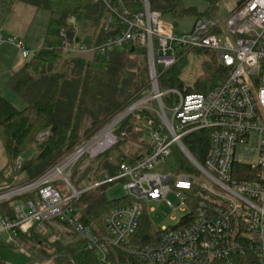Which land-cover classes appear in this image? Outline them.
I'll return each instance as SVG.
<instances>
[{"label":"built area","instance_id":"obj_1","mask_svg":"<svg viewBox=\"0 0 264 264\" xmlns=\"http://www.w3.org/2000/svg\"><path fill=\"white\" fill-rule=\"evenodd\" d=\"M94 1L109 12L103 30L118 22L115 33L97 45H87L62 31V52L107 58L113 50L142 46L149 88L138 92L94 136L63 154L36 180L17 181L8 170L5 178L10 181L0 186V231L13 237L32 232L48 241H54L55 234L72 233L102 262L111 246L142 264H264V0H244L222 21L200 17L186 33L175 32L158 12L149 10L146 0H141L142 11L132 18L119 14L109 0ZM5 42L13 44L23 58L29 56L24 43L7 38L0 29V44ZM196 51L210 53L227 71L222 83L206 93L160 91V75L189 54L197 57ZM166 95L171 100L165 101ZM141 110L158 120L156 125L152 120L139 121L134 127V132L147 134L149 152L132 162L119 157L114 174L104 173L101 180L76 189L69 182L75 165L84 157L97 159L113 149L126 137L116 129ZM201 130L206 132L208 148L199 163L182 140ZM175 149L190 172L176 174L175 159L171 172L156 173ZM237 166L243 167L245 175L238 177ZM117 181H122L128 203L106 213L105 235L94 234L78 221L75 204L83 193ZM170 196L188 210L179 223L156 230L160 236L155 241L126 245L146 204L171 206ZM189 217L191 221L180 226Z\"/></svg>","mask_w":264,"mask_h":264},{"label":"trees","instance_id":"obj_2","mask_svg":"<svg viewBox=\"0 0 264 264\" xmlns=\"http://www.w3.org/2000/svg\"><path fill=\"white\" fill-rule=\"evenodd\" d=\"M7 1H18L49 13L43 47L7 81L8 88L22 99L24 107L16 109L0 95V135L7 156L3 176L5 178V172L11 170L12 175L16 172L24 173L26 180L32 181L55 164L63 154L94 136L111 118L127 107L138 92L149 88L147 54L142 46L113 50L107 58L94 54L68 55L62 52V31L69 38L76 37L87 45H97L115 33L118 22H114L110 30H103L102 22L109 13L103 3L94 0ZM147 1L149 10L158 12L173 29L186 16L193 15L194 20L208 17L206 13H198L193 7L182 6V0ZM243 1L239 0L238 5ZM109 3L119 14L129 18L142 11L141 0H109ZM86 25L93 29L94 34L92 39L85 41V38L77 35L76 28ZM200 53L210 54L196 51V54ZM211 56L213 62L204 66V71L208 73L206 78H199L190 87H186L179 78L182 63L185 62L182 60L160 75L159 90L178 89L185 90V93H206L220 85L227 76V71ZM147 120H152L155 125L158 123L152 113L141 110L129 115L116 129L117 134L122 131L126 133V137L119 140V143L134 142L136 137L141 138L136 153L132 157L125 156L129 162L150 150L147 134L134 132L137 122ZM40 134H45V137L37 141ZM182 142L196 161L202 163L208 148L206 132L201 130L186 135ZM33 147L36 153L32 158L17 165L20 155ZM108 153L92 159L97 160L95 169L91 171L95 181L102 179L101 173L112 175L117 169V164L105 159ZM174 154L177 164L175 173L190 172L185 158L178 151L174 150ZM241 168L243 167L237 166L238 177L245 175ZM90 170L88 167L86 172ZM109 185L112 184L83 193L75 204L78 221L97 235H105L103 219L106 213L128 203L126 197L108 201L104 193ZM190 208L194 210L193 205ZM190 221L189 217L180 226ZM20 236H28L36 244H41L43 240L32 232ZM159 236L160 231L152 228L144 214L126 245H144L157 240ZM49 259V264H142L134 255L111 246L102 262L97 253L86 249L85 242L80 237L69 243L59 239L53 244ZM0 264L5 263L0 260Z\"/></svg>","mask_w":264,"mask_h":264},{"label":"rangeland","instance_id":"obj_3","mask_svg":"<svg viewBox=\"0 0 264 264\" xmlns=\"http://www.w3.org/2000/svg\"><path fill=\"white\" fill-rule=\"evenodd\" d=\"M6 0H0V28L7 26L8 29L16 31L15 34H10L14 41L24 43L26 49L30 52L27 58H23L20 51L13 45L7 44L0 51V95L7 99L16 109H22L24 102L7 86V81L11 75L24 67L29 60L34 56V53L40 50L44 45V36L48 27L49 13L44 9H35L34 7L21 2H14L11 6ZM239 0H182L181 5L185 7H193L198 13H206L207 16L216 21L224 20L238 5ZM195 16H186L179 20L175 27V32H189L194 25ZM166 22L164 19H162ZM77 35L85 38L84 40L92 39L93 29L89 26H77ZM8 37V36H7ZM213 57L210 54H189L184 63L179 76L180 80L186 87H190L194 81L199 78H206L208 73L204 71V66L210 65L213 62ZM181 65V64H180ZM165 101H169L170 95L164 97ZM172 109L167 111V115L171 118ZM43 135V136H42ZM40 134L36 140H43L44 134ZM140 137H136L134 142H123L111 149L105 159L107 162L117 164L118 158L121 156L132 157L139 148ZM175 151H178L175 149ZM36 153L35 148H30L23 152L17 159L18 164L21 161H26L32 158ZM174 154V153H173ZM19 159L21 161H19ZM97 160H90L87 157L82 158L72 169L69 182L76 189H83L96 181L91 175V171L95 169ZM17 163V161H16ZM7 164V156L4 150L0 135V186L5 185L3 169ZM175 165V154L165 160L154 170L156 173L166 174L173 170ZM90 167V172L86 170ZM87 173V175H85ZM7 174V171L5 172ZM103 176V173H101ZM7 176V175H6ZM17 181L27 179L24 173H14L12 176ZM90 177V180L87 178ZM64 196L67 191H62ZM105 198L108 201L119 199L124 196L122 181L114 182L105 190ZM172 204L166 202L148 203L145 207V215L149 220L154 230L169 228L177 225L181 218L187 214V208L184 205L177 206L179 202L173 196L169 197ZM37 235L36 233H33ZM54 241L43 239L41 244H36L30 240L28 236L13 237L9 232L0 231V260L5 264H30L44 263L49 264V256L52 254V246L59 239L64 242H71L79 236L72 233L55 234Z\"/></svg>","mask_w":264,"mask_h":264},{"label":"crops","instance_id":"obj_4","mask_svg":"<svg viewBox=\"0 0 264 264\" xmlns=\"http://www.w3.org/2000/svg\"><path fill=\"white\" fill-rule=\"evenodd\" d=\"M5 2L9 3L7 0H6ZM13 3H14V2H13ZM13 3H9V6H11ZM0 29H2V30L4 31L6 37L8 36L7 38L10 37V34H15V33H16V31H14V30H12V29H8V27L5 26V25H4V26H1ZM7 44H10V43L5 42V43H3V44H0V51L2 50L1 48H2L3 46L7 45ZM11 45H13V44H11ZM13 46H14V45H13Z\"/></svg>","mask_w":264,"mask_h":264},{"label":"water","instance_id":"obj_5","mask_svg":"<svg viewBox=\"0 0 264 264\" xmlns=\"http://www.w3.org/2000/svg\"><path fill=\"white\" fill-rule=\"evenodd\" d=\"M147 1V0H146Z\"/></svg>","mask_w":264,"mask_h":264}]
</instances>
